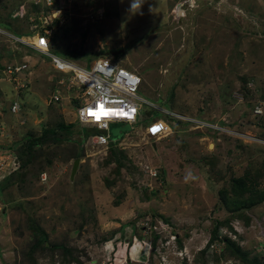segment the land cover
Listing matches in <instances>:
<instances>
[{
	"label": "rangeland",
	"instance_id": "rangeland-1",
	"mask_svg": "<svg viewBox=\"0 0 264 264\" xmlns=\"http://www.w3.org/2000/svg\"><path fill=\"white\" fill-rule=\"evenodd\" d=\"M54 1L57 6L46 8L31 0H0V19L8 17L29 33L23 39L30 43L41 16L61 18L51 24L50 51L82 66L110 59L138 74L137 94L149 102L140 103L146 119L141 126L164 119L171 133L156 142L144 138L140 125L128 133L111 123L110 142L122 157L110 159L109 145L83 138L94 128L75 121L74 104L49 102L50 61L27 52L30 84L18 94L0 86V183L18 168L26 136L61 122L73 126L42 150L37 162L46 154L45 172L30 171L0 193V264H30V217L47 237L33 255L37 264H64L62 251L51 245L71 251L69 264H241L214 261L220 242L200 259L199 251L227 215L219 209L218 190L251 163L264 164V0ZM21 5L25 13L15 19ZM6 39L16 42L11 34ZM17 96L27 106L12 115L7 102ZM256 106L259 119L252 116ZM163 110L201 120L209 129L169 120ZM75 149L80 163L70 181ZM248 217L247 226L231 220L237 236L223 227L218 241L227 234L264 264V205Z\"/></svg>",
	"mask_w": 264,
	"mask_h": 264
},
{
	"label": "built area",
	"instance_id": "built-area-1",
	"mask_svg": "<svg viewBox=\"0 0 264 264\" xmlns=\"http://www.w3.org/2000/svg\"><path fill=\"white\" fill-rule=\"evenodd\" d=\"M31 1L36 6H44L46 8L57 6V2L54 4V0ZM19 8L20 13L15 14V16L24 15V6L21 5ZM60 19L55 20V16L51 14L41 16L39 20L42 25L37 29L38 32H35L36 30L33 31L36 35L30 43L25 42L23 38L12 37L20 45L28 47L49 59L53 70L52 95L48 99L49 102L57 104L64 101L74 104L75 121L82 126L91 125L98 132L90 137L92 142L97 146L107 148L111 140L108 133L111 123L127 125L128 133H130L139 127L140 122L144 119L140 103L147 105L149 102L137 94L142 82L141 78L138 74L115 64L110 59L98 58L89 66H82L74 61L55 55L49 49L48 38L53 32L51 24ZM0 32L3 33L2 31ZM24 58L21 62L10 63L0 69V79L12 85V89L16 94L27 87L30 81L28 79L32 75L31 65L28 64V56L26 55ZM19 108V103L15 101L10 105L12 114L17 115ZM162 113L169 120L175 118L178 121L182 120L194 125L198 129L204 128L205 131L209 129V125L201 120L183 118L167 110H163ZM252 116L259 119L262 116V109L258 106L253 108ZM22 124V122L19 123V125ZM141 128L144 138L153 141L164 139L171 133L169 124L161 119L149 120ZM215 128L217 132L226 131L222 129L223 127ZM230 134H232L230 136L238 137L242 140H251V142H256L257 140L250 135L237 132H231Z\"/></svg>",
	"mask_w": 264,
	"mask_h": 264
},
{
	"label": "trees",
	"instance_id": "trees-1",
	"mask_svg": "<svg viewBox=\"0 0 264 264\" xmlns=\"http://www.w3.org/2000/svg\"><path fill=\"white\" fill-rule=\"evenodd\" d=\"M25 36H30V34L27 33L25 34ZM53 53L57 55L55 52ZM59 57L65 58V55L62 54L59 55ZM14 101L19 103V113L23 114L25 111L24 107L27 106L25 105V100H21L19 99V96H17L15 100L8 102V105L10 106ZM0 110L2 111L1 108ZM143 121L145 122L146 119L144 118L140 122V127H144V125L141 126ZM120 125L124 126L125 129L128 128L127 125ZM72 126L73 124H65L61 122L58 124V126H56L55 129L43 127L39 136H33L32 134L26 136L25 139H23L22 144L19 146V152H17L16 159L18 162V168L11 174H9L2 183H0V193H2L3 190L7 189L15 182L21 183L23 179L25 180L30 171L36 170L37 174L41 173L42 171L45 172L43 166L49 162V160L47 161L46 154L43 155V157H45L43 161L37 162L38 158L43 154L42 150L49 149L51 145L59 142V140L57 139L59 133L67 132ZM97 133L98 132L95 129L87 130L83 138L88 139L91 136L96 135ZM108 149L110 159L116 160V157H122L121 152L117 150L111 142L109 143ZM78 156V152L75 149L72 153L71 158H78ZM255 164L256 163H254L253 165V163H251L250 167L245 170L241 176L231 178L227 186H224L223 188L218 190L219 209H221L227 215L224 217V219L215 222L209 241L206 243L204 248L199 251V259L202 256H206L208 251L211 250L212 252L214 243L220 242L223 244V246L220 248L219 254L216 255V258L214 259L215 262L221 260L222 258L226 261H233L237 263L239 262L241 264H259L260 257H250V252L247 250H242L237 242L234 239L230 238V236H228L227 234L223 235V240L218 241L220 230L223 227L227 228L228 232L237 236L236 232L230 226L231 220L237 219L241 221L244 226H247L251 223V219L250 217H248V213H253L256 208H260L264 205V187L259 188L260 179L264 175V164L260 168L256 167L257 165ZM34 174L35 172L32 173L31 176L34 177ZM21 209L24 208L22 207ZM28 228L32 231L35 242L32 247H30V249H28V251L26 252V257L30 260V264H37L33 255L36 251L44 248L43 245L46 242L47 237L45 232L40 228L38 224L34 222L32 217H30L28 220ZM178 239L179 238L175 237V241L177 242L176 244L177 246L180 245L179 247H181V240ZM47 248L51 250H61V261L64 264H69L68 255L71 251H68L61 245H51L47 246Z\"/></svg>",
	"mask_w": 264,
	"mask_h": 264
},
{
	"label": "crops",
	"instance_id": "crops-1",
	"mask_svg": "<svg viewBox=\"0 0 264 264\" xmlns=\"http://www.w3.org/2000/svg\"><path fill=\"white\" fill-rule=\"evenodd\" d=\"M17 17H19V16H15L14 18L16 19ZM0 30L5 32V33L0 32V69H2L7 64L18 62L19 57H21V59H22L23 56L28 55V53L31 50L28 47L20 45L18 42H14V41H10V40L6 39V38H8L9 34H11L12 36H15V37H19V35H21V37H23L22 35L24 34V36H25V34L27 33V32H25V30L21 31V29L19 27H15L13 25V23L8 19V17H6L5 19H0ZM2 84H7L10 86V84L7 81L0 79V86ZM10 88H11V86H10ZM2 91L3 90L0 88V92H2ZM11 91H12V89H11ZM25 94H27V92ZM28 94H30V93H28ZM31 95L34 96V93H32ZM3 109H4V106H3ZM8 116H10V115H8Z\"/></svg>",
	"mask_w": 264,
	"mask_h": 264
},
{
	"label": "water",
	"instance_id": "water-1",
	"mask_svg": "<svg viewBox=\"0 0 264 264\" xmlns=\"http://www.w3.org/2000/svg\"><path fill=\"white\" fill-rule=\"evenodd\" d=\"M79 163H80V160L78 158H76L73 163H72V166H71V170H70V174H69V180H73V177L78 169V166H79Z\"/></svg>",
	"mask_w": 264,
	"mask_h": 264
},
{
	"label": "clouds",
	"instance_id": "clouds-1",
	"mask_svg": "<svg viewBox=\"0 0 264 264\" xmlns=\"http://www.w3.org/2000/svg\"><path fill=\"white\" fill-rule=\"evenodd\" d=\"M0 31H2V30H0ZM2 32L5 33L4 31H2ZM13 37H14V36H13ZM24 37H27V36H23V37L19 36V38H24ZM30 50H31V49H30ZM31 51H32V50H31ZM32 52H33V53H36V52H34V51H32ZM36 54H38V53H36ZM40 56H42V55H40ZM20 62H21V61H20ZM49 66H50V64H49ZM50 67H51V66H50ZM29 84H30V83H29ZM29 84H28V85H29ZM10 86H11V85H10ZM11 89H12V86H11ZM12 91H13V89H12ZM161 120L166 121V120H164V119H161ZM173 120H174V119H172V121H173ZM176 121H178V120H176ZM176 121H175V122H176ZM166 122L168 123V121H166ZM187 124H188V123H187ZM139 128H141V127H139ZM226 131H228V130H226ZM226 131H225V132H226ZM200 132H201V131H200ZM205 132H206V131H205ZM234 132H235V131H233V133H234ZM201 133L204 134V135L206 134V133H204V132H201ZM226 133L230 134L231 132L228 131V132H226ZM150 140H151V139H150ZM159 141H160V140H159ZM156 142H157V141H156Z\"/></svg>",
	"mask_w": 264,
	"mask_h": 264
}]
</instances>
